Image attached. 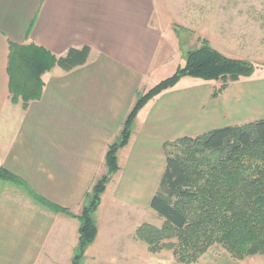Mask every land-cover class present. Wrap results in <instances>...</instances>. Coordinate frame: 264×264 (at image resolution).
I'll return each mask as SVG.
<instances>
[{"label":"crops","instance_id":"obj_1","mask_svg":"<svg viewBox=\"0 0 264 264\" xmlns=\"http://www.w3.org/2000/svg\"><path fill=\"white\" fill-rule=\"evenodd\" d=\"M156 7L155 0H0V167L53 203L81 213L87 192L108 170L109 145L120 136L157 57L169 40L179 45L155 23ZM10 42H33L57 56L84 46L91 52L82 66H55L44 74L42 96L24 109L10 100ZM243 82L214 97L217 81L187 76L138 113L129 143L118 152L123 182L111 197L119 210H104L96 220L98 234L82 264H104L103 253L113 264H133L141 248L142 264H181L166 250L148 253L136 236L146 213L157 215L150 200L166 165L164 145L264 119V108L242 90ZM25 194L0 179V264H74L80 220ZM120 210L132 221L127 233L113 226Z\"/></svg>","mask_w":264,"mask_h":264},{"label":"trees","instance_id":"obj_2","mask_svg":"<svg viewBox=\"0 0 264 264\" xmlns=\"http://www.w3.org/2000/svg\"><path fill=\"white\" fill-rule=\"evenodd\" d=\"M91 47L71 48L57 56L36 43L10 42L8 74L10 99L26 109L42 96L44 74L55 66L71 71L84 65ZM255 63L227 56L205 39L186 53L184 67L163 79L137 100L127 115L120 136L106 153L108 174L99 178L86 194L80 214L59 206L38 194L30 185L3 167L0 179L24 188L38 204L81 222V259L98 234L94 212L101 203L113 174L119 170L118 152L132 135L138 113L153 98L175 87L182 78L217 81L213 96L227 90L233 82L252 77ZM166 165L150 207L163 220L162 226L146 222L136 236L150 252L172 251L181 264L200 261L208 250L220 245L233 258L245 259L264 254V119L243 125L216 128L197 136H183L164 145Z\"/></svg>","mask_w":264,"mask_h":264},{"label":"rangeland","instance_id":"obj_3","mask_svg":"<svg viewBox=\"0 0 264 264\" xmlns=\"http://www.w3.org/2000/svg\"><path fill=\"white\" fill-rule=\"evenodd\" d=\"M155 2L158 12L155 23L170 33L171 38H175L179 45L170 40L167 42L165 51L157 57L152 76L142 86L140 92H147L163 79L175 74L179 67H184L186 53L200 47L207 39L211 47L227 56L255 63L258 67L256 73L252 77L242 78L247 82H243L241 88L243 91L250 92V95L256 98L258 106L264 108V0H155ZM220 84L217 82V87ZM253 98H245L240 102L239 106L243 108L240 112L246 110L247 99L249 103H252ZM259 115L262 116L263 112ZM120 169L121 164L119 163ZM118 171L108 182L101 203L93 214L96 220L103 219L104 210L108 211L109 215L119 210V202L112 200L111 197V193L117 192L123 182ZM107 174L108 170L100 178ZM22 189L27 194L26 190ZM120 211L121 215L115 220L113 226L127 233L132 226V221L124 215L123 210ZM144 221L156 226L163 224V220L151 211L146 213ZM142 243L145 242L142 241ZM147 250L149 253L148 246ZM208 251L211 253L204 256L206 252L201 258L203 260L200 259L203 261L202 264H264V254L239 260L233 258L220 245H215ZM166 252L172 253L168 250ZM79 253L82 254L80 251ZM139 253L140 251L137 250L136 254H133L136 257L133 264H142V248L141 258ZM103 254L106 258H103L102 262L113 264L112 256H107V253ZM84 260L81 259V264Z\"/></svg>","mask_w":264,"mask_h":264}]
</instances>
